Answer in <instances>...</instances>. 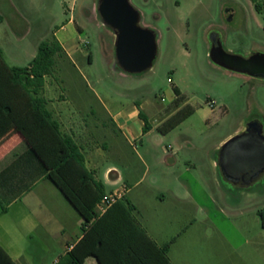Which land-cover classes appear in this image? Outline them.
<instances>
[{"label":"rangeland","instance_id":"374dc122","mask_svg":"<svg viewBox=\"0 0 264 264\" xmlns=\"http://www.w3.org/2000/svg\"><path fill=\"white\" fill-rule=\"evenodd\" d=\"M130 1L140 11L142 25L157 33L158 56L143 73H126L116 66V36L99 14V0H0V49L10 65L28 66L40 43L56 37L70 54L57 58L53 75L47 77L46 93L64 94L71 104L84 105L81 115L92 125L87 134L90 141L83 146L87 151L96 144L106 146L98 176L104 179L107 167L115 163L125 177L142 179L135 190L165 187L164 180L180 176L200 206L211 208L209 217L246 227L241 233L224 229L232 244L222 240L220 252L253 247V252L264 254L260 216L264 178L248 187L235 185L213 169L211 161L239 133L226 138L235 128L242 126L245 131L253 119L264 126V78L231 71L210 55L213 34L235 54L264 53V9L257 11L251 0ZM72 17L76 23L69 22ZM175 86L196 109L175 129L167 134L156 129L129 141L114 128V114L132 115L135 105L146 101L168 103L156 116V123H161L169 105L174 106ZM189 141L192 145L187 148ZM162 145L182 148L178 164L156 163ZM191 158L197 163L195 169L188 162ZM193 174L205 176V191L196 187ZM190 202L186 198L179 209L189 210ZM171 232L172 237L178 236L173 248L179 253L181 230Z\"/></svg>","mask_w":264,"mask_h":264},{"label":"crops","instance_id":"0c3cea01","mask_svg":"<svg viewBox=\"0 0 264 264\" xmlns=\"http://www.w3.org/2000/svg\"><path fill=\"white\" fill-rule=\"evenodd\" d=\"M2 17L0 14V19ZM69 22L76 23V20L72 17ZM62 45L65 53L70 54ZM5 59L7 61L6 56ZM46 88L48 91L47 80L42 95L63 133L72 136L82 146L87 166L96 171L107 155L106 146L105 143L96 144L90 146L88 151L83 146L90 141L87 134L92 125L81 115L84 105L71 104V99L64 94L48 95ZM167 104L150 101L140 103L135 105L132 115L122 112L114 114L112 123L129 141L137 140L141 135H149L157 129L160 123H156V116ZM140 109L145 111L151 121L152 129L147 133L143 130ZM241 130L242 126L235 128L226 138L244 132ZM187 145L190 148L192 142H187ZM28 150L22 134L7 122L5 114L0 113V211L3 206L7 208L0 214V244L19 264H56L68 252V245H75L83 236V218L63 192L46 178L38 163L27 156ZM181 150L162 145L161 157L156 163L178 164ZM116 154H121L119 149H116ZM192 159H188V162L195 169L197 163ZM211 161L213 169H219L226 181L242 187L252 185L229 179L221 168L220 158H212ZM96 176L104 182L106 193L122 185L127 186L125 197L135 208L133 214L160 246L173 238L171 230L180 228L181 251L175 252L173 244L169 251L173 264H264V254L253 252V247L249 251L236 249L233 253L220 252L218 248L222 240L232 244L224 229L235 228L241 233L246 227L233 222H217L209 217L211 208L200 206L196 194L180 176L164 180L165 187H153L154 184H151L153 188L149 190H135L142 179L125 177L115 163L107 167L104 179L98 176L97 171ZM193 176L196 187L205 191V176ZM186 198L190 199L191 208L180 210L179 203ZM85 264L98 262L90 256Z\"/></svg>","mask_w":264,"mask_h":264},{"label":"trees","instance_id":"16d2710c","mask_svg":"<svg viewBox=\"0 0 264 264\" xmlns=\"http://www.w3.org/2000/svg\"><path fill=\"white\" fill-rule=\"evenodd\" d=\"M257 11L264 0H251ZM157 34V33H156ZM66 54L54 37L40 43L28 66H12L0 49V113L5 114L24 137L28 155L76 207L83 218V236L56 264H85L92 256L98 264H173L169 251L178 236L160 246L133 214L126 197L117 200L103 214H96L97 203L107 194L106 186L87 166L82 146L61 125L42 95L47 77L52 76L57 58ZM116 66L122 70L118 63ZM174 106L157 126L167 134L196 111L186 95L175 86ZM144 133L152 129L149 117L140 109ZM7 210L3 206L0 214ZM264 223V209L260 210ZM0 264H19L0 244Z\"/></svg>","mask_w":264,"mask_h":264},{"label":"water","instance_id":"95a60500","mask_svg":"<svg viewBox=\"0 0 264 264\" xmlns=\"http://www.w3.org/2000/svg\"><path fill=\"white\" fill-rule=\"evenodd\" d=\"M98 11L103 22L116 35L115 51L119 67L130 74L143 73L152 68L158 56L157 34L155 30L142 25L140 11L131 1L99 0ZM211 38L213 45L210 55L215 63L234 72L264 78V53L242 56L226 50L218 35L213 34ZM259 123L260 126L257 123L249 124L244 132L236 134L223 145L221 153L224 155L230 151L234 156L226 161V155L224 158L221 156L222 170L227 177L230 173L235 180L248 182L255 173L264 172L261 168H249L250 155H237L245 149L257 151L264 146V128Z\"/></svg>","mask_w":264,"mask_h":264},{"label":"flooded vegetation","instance_id":"af4514ba","mask_svg":"<svg viewBox=\"0 0 264 264\" xmlns=\"http://www.w3.org/2000/svg\"><path fill=\"white\" fill-rule=\"evenodd\" d=\"M259 120H257V119H253L252 121H251V123L250 124H252V123H257L256 125L257 126H260V121L258 122ZM259 123V124H258ZM263 128H264V126H263ZM243 150V149H242ZM244 151H245V153H244ZM243 152H241V153H237V155H250V159H249V168L251 169V170H256L257 168H261V171L264 169V146L263 147H261V149L259 150H257L256 151V149H253V150H244ZM226 155V156H225ZM221 156H223L222 158H224V156H225V158H224V160L225 159H229V157L231 156V158H233L234 156L232 155V153L230 152V151H227L224 155L222 154V153H220V156H219V158H220V164H221V168H222V161H221ZM226 161V160H225ZM228 161V160H227ZM226 163H228V162H226ZM256 174V175H255ZM254 175H252V178L248 181V182H246V183H250V184H254L255 182H257L258 180H261V179H263L264 178V172H260V173H255ZM228 178L229 179H231V180H233V182H239V181H237V180H235L233 177H232V175H230V173H229V176H228Z\"/></svg>","mask_w":264,"mask_h":264},{"label":"built area","instance_id":"2783aa9c","mask_svg":"<svg viewBox=\"0 0 264 264\" xmlns=\"http://www.w3.org/2000/svg\"><path fill=\"white\" fill-rule=\"evenodd\" d=\"M212 106H215V102H211ZM128 188L126 185H122L110 193H107L96 205V214H103L110 206H112L117 200L125 197ZM74 244L68 245V250H71Z\"/></svg>","mask_w":264,"mask_h":264}]
</instances>
